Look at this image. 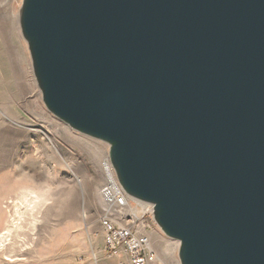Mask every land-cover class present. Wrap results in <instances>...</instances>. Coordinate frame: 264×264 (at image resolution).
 <instances>
[{
    "label": "water",
    "instance_id": "95a60500",
    "mask_svg": "<svg viewBox=\"0 0 264 264\" xmlns=\"http://www.w3.org/2000/svg\"><path fill=\"white\" fill-rule=\"evenodd\" d=\"M20 26L47 109L180 264H264V0H23Z\"/></svg>",
    "mask_w": 264,
    "mask_h": 264
},
{
    "label": "rangeland",
    "instance_id": "374dc122",
    "mask_svg": "<svg viewBox=\"0 0 264 264\" xmlns=\"http://www.w3.org/2000/svg\"><path fill=\"white\" fill-rule=\"evenodd\" d=\"M22 1L0 0V19L16 20L8 62L21 72L11 70L9 81L0 76V264H118L102 252L100 162L109 157V145L45 106L21 31ZM25 189L42 197L33 210L22 200ZM130 214L152 240L154 264H180L179 241L163 233L150 209L138 205Z\"/></svg>",
    "mask_w": 264,
    "mask_h": 264
},
{
    "label": "built area",
    "instance_id": "2783aa9c",
    "mask_svg": "<svg viewBox=\"0 0 264 264\" xmlns=\"http://www.w3.org/2000/svg\"><path fill=\"white\" fill-rule=\"evenodd\" d=\"M103 180L100 194L107 205L101 216L104 231L102 252L107 258H117L118 264H154L158 260L152 240L145 226L130 211L146 205L153 213V205L130 197L120 184L109 157L100 162Z\"/></svg>",
    "mask_w": 264,
    "mask_h": 264
},
{
    "label": "bare ground",
    "instance_id": "6f19581e",
    "mask_svg": "<svg viewBox=\"0 0 264 264\" xmlns=\"http://www.w3.org/2000/svg\"><path fill=\"white\" fill-rule=\"evenodd\" d=\"M11 28H14L16 30V20L9 22L8 19H0V76L2 78H6L7 81H9L10 79L9 77L11 70H13L14 76L21 74L18 68L19 66H17L14 61L11 60L8 62V56L10 57L13 48V44L9 36ZM22 192V200H24L26 204H29V206H31V209L33 210L39 204L42 198L40 197V193L38 194L36 193L37 191L35 192L28 189H25ZM43 195L45 194L43 193ZM99 197L104 207L107 208V205L105 204L100 192ZM66 203H70V196L66 200ZM136 213H138V211H136Z\"/></svg>",
    "mask_w": 264,
    "mask_h": 264
}]
</instances>
